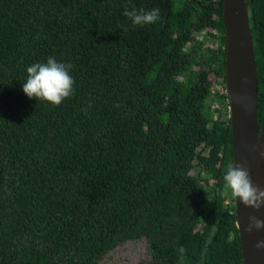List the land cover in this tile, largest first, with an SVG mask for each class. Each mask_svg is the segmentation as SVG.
I'll return each mask as SVG.
<instances>
[{
  "label": "trees",
  "instance_id": "1",
  "mask_svg": "<svg viewBox=\"0 0 264 264\" xmlns=\"http://www.w3.org/2000/svg\"><path fill=\"white\" fill-rule=\"evenodd\" d=\"M246 2L260 123L264 0ZM49 57L72 65L58 106L22 87ZM224 72L222 0H0V264H99L140 238L150 264H242Z\"/></svg>",
  "mask_w": 264,
  "mask_h": 264
},
{
  "label": "water",
  "instance_id": "2",
  "mask_svg": "<svg viewBox=\"0 0 264 264\" xmlns=\"http://www.w3.org/2000/svg\"><path fill=\"white\" fill-rule=\"evenodd\" d=\"M225 37V92L231 127L232 164H244L254 185L264 189V105L258 114V73L246 0H222ZM242 264H264V228L247 231L248 217L264 220L259 210L234 200Z\"/></svg>",
  "mask_w": 264,
  "mask_h": 264
},
{
  "label": "clouds",
  "instance_id": "3",
  "mask_svg": "<svg viewBox=\"0 0 264 264\" xmlns=\"http://www.w3.org/2000/svg\"><path fill=\"white\" fill-rule=\"evenodd\" d=\"M123 15L128 17L134 25L153 24L159 19V9L149 11L137 10L135 7L125 6ZM71 64L58 62L55 57H49L44 62L33 63L28 66L26 82L23 83V92L29 98L47 101L53 105H60L65 98L72 95L74 79L69 70ZM264 157V152L260 153ZM223 188L230 192L233 200L239 198L246 207L259 210L264 206V189L254 185L248 169L244 164H229L223 175ZM264 228V220L255 215L248 217L247 231ZM258 249L264 248V240L256 243ZM178 252L181 257L185 248L180 246Z\"/></svg>",
  "mask_w": 264,
  "mask_h": 264
},
{
  "label": "rangeland",
  "instance_id": "4",
  "mask_svg": "<svg viewBox=\"0 0 264 264\" xmlns=\"http://www.w3.org/2000/svg\"><path fill=\"white\" fill-rule=\"evenodd\" d=\"M99 264H150L145 238L123 242L103 256Z\"/></svg>",
  "mask_w": 264,
  "mask_h": 264
}]
</instances>
